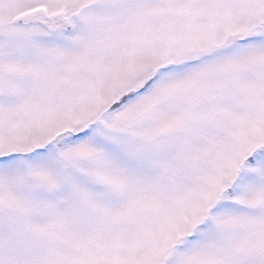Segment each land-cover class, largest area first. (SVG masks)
Returning <instances> with one entry per match:
<instances>
[{
    "label": "snow or ice",
    "instance_id": "1",
    "mask_svg": "<svg viewBox=\"0 0 264 264\" xmlns=\"http://www.w3.org/2000/svg\"><path fill=\"white\" fill-rule=\"evenodd\" d=\"M0 264H264V0H0Z\"/></svg>",
    "mask_w": 264,
    "mask_h": 264
}]
</instances>
